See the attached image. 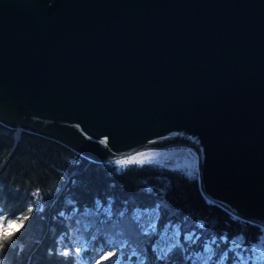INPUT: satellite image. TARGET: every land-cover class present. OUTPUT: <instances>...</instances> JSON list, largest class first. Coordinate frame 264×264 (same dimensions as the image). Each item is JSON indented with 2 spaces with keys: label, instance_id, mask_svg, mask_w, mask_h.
Segmentation results:
<instances>
[{
  "label": "water",
  "instance_id": "obj_1",
  "mask_svg": "<svg viewBox=\"0 0 264 264\" xmlns=\"http://www.w3.org/2000/svg\"><path fill=\"white\" fill-rule=\"evenodd\" d=\"M0 121L95 160L194 147L264 226V0H0Z\"/></svg>",
  "mask_w": 264,
  "mask_h": 264
},
{
  "label": "trees",
  "instance_id": "obj_2",
  "mask_svg": "<svg viewBox=\"0 0 264 264\" xmlns=\"http://www.w3.org/2000/svg\"><path fill=\"white\" fill-rule=\"evenodd\" d=\"M135 209H155L156 230L134 238L136 255L129 251L125 264H193L206 244L211 254L204 264H249L251 245L264 233L258 223L208 200L197 174L150 162L118 167L114 159L95 160L54 137L0 121V219L13 212L32 217L0 250V264H81L89 249L64 257L59 241L68 250L72 233L86 241L97 232L112 236L122 227L119 214ZM173 228L178 233L170 241Z\"/></svg>",
  "mask_w": 264,
  "mask_h": 264
},
{
  "label": "snow or ice",
  "instance_id": "obj_3",
  "mask_svg": "<svg viewBox=\"0 0 264 264\" xmlns=\"http://www.w3.org/2000/svg\"><path fill=\"white\" fill-rule=\"evenodd\" d=\"M152 154H148L145 159H149ZM135 159V158H133ZM144 160H138L140 165L144 164ZM118 164L128 165L132 163V160H120ZM38 210V206H37ZM33 211V209H28ZM129 212L131 214H129ZM121 212V225L119 231H113L112 236L107 240L102 237H97L93 241L94 255L90 261V264H125L128 261V252L131 251V255L135 257L136 249L132 248V244L135 240L138 241L140 236H149L155 232V225L149 221L147 225L142 224L141 214L139 211ZM3 211H0V217H3ZM32 219L29 216L17 217L15 212L11 213L9 218L0 219V250L5 249L10 244L14 243L21 234L28 227V221ZM203 226V225H201ZM114 237V238H113ZM96 240H100L99 244ZM137 243V248H138ZM79 248L75 246H69L68 250L63 252L64 257H72L73 253H78ZM168 251L166 245L163 250H160V257L164 258ZM167 264H171L169 260Z\"/></svg>",
  "mask_w": 264,
  "mask_h": 264
},
{
  "label": "rangeland",
  "instance_id": "obj_4",
  "mask_svg": "<svg viewBox=\"0 0 264 264\" xmlns=\"http://www.w3.org/2000/svg\"><path fill=\"white\" fill-rule=\"evenodd\" d=\"M148 154H152L149 159H145ZM125 155V156H124ZM135 158V159H133ZM116 165L118 167H122L123 165L118 164L117 161L120 160H132V162H137L138 160H144L145 162L157 163L161 165H167L171 167H177L188 174H197L198 172V158L195 154V151L191 149L190 146H162V147H147L139 150H135L129 154H123V156H119L114 159ZM102 210H106L105 207H102ZM134 211H139L141 214V222L142 224L147 225L149 221L153 224L155 222L157 211L155 209H135ZM264 231V227H263ZM177 229L173 228L171 234H169L168 238L170 241L175 240L177 237ZM79 234H70L69 240H73L72 246L78 247L80 250L85 248L89 249L88 255L85 259L82 260L81 264H90L92 256L94 255L93 251V241L97 237H102L104 240H107L109 237L105 234V232H97L95 235L92 234V239L90 241L84 240L83 237L78 236ZM164 237H167L164 235ZM114 238V237H113ZM162 240H159L158 250L164 249L165 244ZM238 241V240H237ZM101 241L96 240V243L99 244ZM239 243V241H238ZM236 243V244H238ZM59 249L66 251L67 244L61 239L59 241ZM79 250V251H80ZM251 259L249 264H264V233L259 242H254L251 245ZM211 254V247L209 244H206L205 248L197 254L193 264H204L206 258H208ZM245 260V258H243Z\"/></svg>",
  "mask_w": 264,
  "mask_h": 264
},
{
  "label": "bare ground",
  "instance_id": "obj_5",
  "mask_svg": "<svg viewBox=\"0 0 264 264\" xmlns=\"http://www.w3.org/2000/svg\"><path fill=\"white\" fill-rule=\"evenodd\" d=\"M191 149H193V150L195 151V154H196L197 158L199 159L200 154H199L198 150H197L196 148H194V147H191ZM99 161H102V160H99ZM206 198H207L208 200H211V199H209L207 196H206ZM211 201H213V200H211Z\"/></svg>",
  "mask_w": 264,
  "mask_h": 264
}]
</instances>
